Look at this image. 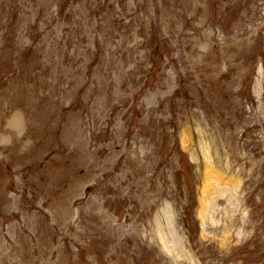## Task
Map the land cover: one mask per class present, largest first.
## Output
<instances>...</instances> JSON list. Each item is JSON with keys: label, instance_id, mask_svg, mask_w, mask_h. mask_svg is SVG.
I'll list each match as a JSON object with an SVG mask.
<instances>
[{"label": "rangeland", "instance_id": "obj_1", "mask_svg": "<svg viewBox=\"0 0 264 264\" xmlns=\"http://www.w3.org/2000/svg\"><path fill=\"white\" fill-rule=\"evenodd\" d=\"M0 264H264V0H0Z\"/></svg>", "mask_w": 264, "mask_h": 264}]
</instances>
